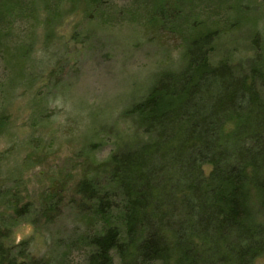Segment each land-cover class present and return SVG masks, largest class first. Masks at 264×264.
Returning a JSON list of instances; mask_svg holds the SVG:
<instances>
[{
  "label": "trees",
  "instance_id": "obj_1",
  "mask_svg": "<svg viewBox=\"0 0 264 264\" xmlns=\"http://www.w3.org/2000/svg\"><path fill=\"white\" fill-rule=\"evenodd\" d=\"M13 2L0 0V13ZM215 36L187 40L182 65L154 77L124 113L134 131L106 162L8 202L0 264H54L53 251L33 258L5 240L22 221L45 228L66 217L86 264H221V247L250 264L264 251V61L215 59Z\"/></svg>",
  "mask_w": 264,
  "mask_h": 264
},
{
  "label": "rangeland",
  "instance_id": "obj_2",
  "mask_svg": "<svg viewBox=\"0 0 264 264\" xmlns=\"http://www.w3.org/2000/svg\"><path fill=\"white\" fill-rule=\"evenodd\" d=\"M5 2L13 10L0 13V219L14 197L70 185L106 162L134 131L125 111L158 73L182 65L190 38L216 35L217 60L264 61V0ZM73 221L45 228L22 221L5 245L33 258L53 251L54 264H86L89 250L67 235ZM59 237L62 245L50 249ZM220 253L229 257L221 264H239L237 254ZM250 264H264V251Z\"/></svg>",
  "mask_w": 264,
  "mask_h": 264
}]
</instances>
